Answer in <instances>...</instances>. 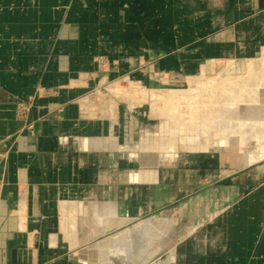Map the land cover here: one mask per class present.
<instances>
[{
    "label": "crops",
    "instance_id": "0c3cea01",
    "mask_svg": "<svg viewBox=\"0 0 264 264\" xmlns=\"http://www.w3.org/2000/svg\"><path fill=\"white\" fill-rule=\"evenodd\" d=\"M262 44L264 0H0V264H264V162L130 171L75 101L143 64L184 73Z\"/></svg>",
    "mask_w": 264,
    "mask_h": 264
},
{
    "label": "rangeland",
    "instance_id": "374dc122",
    "mask_svg": "<svg viewBox=\"0 0 264 264\" xmlns=\"http://www.w3.org/2000/svg\"><path fill=\"white\" fill-rule=\"evenodd\" d=\"M96 60L99 72L109 71L113 63L105 56ZM202 61L198 68L178 74L148 72L143 64L134 71L140 76L129 72L83 86L87 90L75 98L81 117H105L109 123V132L93 140L100 148L124 156L130 171L173 165L192 172L226 173L264 162V133L253 130L261 129L264 116L252 117L244 102V91L258 80L264 82V44L251 56ZM60 89L40 85L34 95L54 96ZM260 89L257 102L263 104L264 85ZM93 140L89 137V146Z\"/></svg>",
    "mask_w": 264,
    "mask_h": 264
},
{
    "label": "bare ground",
    "instance_id": "6f19581e",
    "mask_svg": "<svg viewBox=\"0 0 264 264\" xmlns=\"http://www.w3.org/2000/svg\"><path fill=\"white\" fill-rule=\"evenodd\" d=\"M264 85V82L263 81H260V80H258V82L256 83V86H254L252 89H249V90H245L244 92H245V107L247 108V110L249 109V110H252V113L250 114L252 117L253 116H258V118H260V117H262V116H264V113L262 114V112L260 111V109H263V112H264V103L263 104H259L258 102H257V99H258V101H259V98L260 97H262L261 95H259V93H260V88H261V86H263ZM264 92V91H263ZM230 93V92H229ZM260 96V97H259ZM259 97V98H258ZM263 99V98H262ZM255 102H256V104H255ZM262 102H263V100H262ZM257 110V111H253V110ZM250 112V111H249ZM255 112V113H254ZM248 113V112H247ZM260 113L262 114V115H260ZM249 116V115H248ZM248 118V117H247ZM249 118H251L250 116H249ZM256 119H257V117H256ZM252 119H250V121H251ZM263 120V119H262ZM256 121V120H255ZM259 121V120H258ZM257 121V122H258ZM257 122H256V125H257ZM260 123V122H259ZM261 123H262V127H261V129H254L253 128V130H255V132H256V130L257 131H262V133H264V121H261ZM254 125H255V123H253ZM249 129V128H248ZM231 130V129H230ZM229 130V131H230ZM251 130V129H250ZM249 130V131H250ZM248 132V131H247ZM249 133V132H248ZM251 133H253V132H251ZM251 133H249V134H251ZM254 134V133H253ZM252 134V135H253ZM251 135V136H252ZM260 135V134H259ZM254 136H258V135H255L254 134ZM247 138V137H246ZM254 138V137H253ZM259 138H260V136H259ZM258 138V139H259ZM257 139V140H258ZM246 140V139H245ZM261 156V155H260Z\"/></svg>",
    "mask_w": 264,
    "mask_h": 264
},
{
    "label": "built area",
    "instance_id": "2783aa9c",
    "mask_svg": "<svg viewBox=\"0 0 264 264\" xmlns=\"http://www.w3.org/2000/svg\"><path fill=\"white\" fill-rule=\"evenodd\" d=\"M31 106H32V98L29 101L20 102L18 104V107H17L18 116L25 117L27 115L28 111L30 110ZM29 128L32 129V125L31 124L29 125ZM0 192H1V188H0Z\"/></svg>",
    "mask_w": 264,
    "mask_h": 264
}]
</instances>
